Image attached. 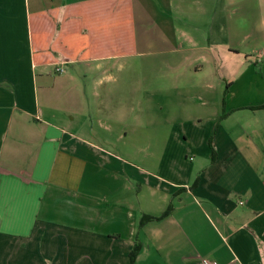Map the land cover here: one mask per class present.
I'll return each instance as SVG.
<instances>
[{"label": "crops", "instance_id": "1", "mask_svg": "<svg viewBox=\"0 0 264 264\" xmlns=\"http://www.w3.org/2000/svg\"><path fill=\"white\" fill-rule=\"evenodd\" d=\"M263 105L264 0H0V264H264Z\"/></svg>", "mask_w": 264, "mask_h": 264}, {"label": "trees", "instance_id": "2", "mask_svg": "<svg viewBox=\"0 0 264 264\" xmlns=\"http://www.w3.org/2000/svg\"><path fill=\"white\" fill-rule=\"evenodd\" d=\"M228 85L229 84H227L226 88H225L226 92H227ZM263 107H264V105H263ZM171 209H172L171 205L168 206V208L160 216H152V215L145 216V215H142L141 218H140L139 225H141V222H143V220H152V219L166 217L171 212ZM140 248H141V243H140L139 239L136 238V240L134 242V245H133V247H132V249L130 251V254H129L130 264H134L135 263V260H136V257L138 255L139 251H140Z\"/></svg>", "mask_w": 264, "mask_h": 264}, {"label": "built area", "instance_id": "3", "mask_svg": "<svg viewBox=\"0 0 264 264\" xmlns=\"http://www.w3.org/2000/svg\"><path fill=\"white\" fill-rule=\"evenodd\" d=\"M56 70L59 71V72H63L64 71V69L62 67H58ZM203 264H218V263L215 260L206 259V260H204Z\"/></svg>", "mask_w": 264, "mask_h": 264}, {"label": "rangeland", "instance_id": "4", "mask_svg": "<svg viewBox=\"0 0 264 264\" xmlns=\"http://www.w3.org/2000/svg\"><path fill=\"white\" fill-rule=\"evenodd\" d=\"M109 148V147H108ZM112 148H118V147H112Z\"/></svg>", "mask_w": 264, "mask_h": 264}]
</instances>
